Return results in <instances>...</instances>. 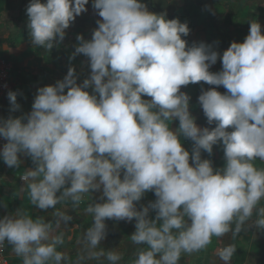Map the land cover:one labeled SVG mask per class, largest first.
<instances>
[{
	"label": "clouds",
	"instance_id": "obj_1",
	"mask_svg": "<svg viewBox=\"0 0 264 264\" xmlns=\"http://www.w3.org/2000/svg\"><path fill=\"white\" fill-rule=\"evenodd\" d=\"M88 3L31 0L26 13L33 45L45 50L58 45ZM93 7L102 21L91 40L77 36L81 43L73 53L89 58L90 77L78 85L70 67L63 80L38 89L30 113L0 120V137L8 141L0 151L4 163L18 167L24 153L36 165L22 177L31 181L32 204L46 210L70 198L79 205L85 194L102 190L104 202L86 208L93 216L83 237L86 247L95 249L105 239L106 219H135L130 239L147 248L134 264H178L182 253L205 249L214 236L231 231L235 238L254 209L251 226L264 230V207L257 208L264 199V168L253 163L264 160L261 25L252 22L244 42H232L223 52L222 71L213 73L209 68L219 54L203 42L186 47L181 38L189 35L186 23L149 12L140 0H93ZM201 81L227 90L212 88L198 97L208 124L215 123L211 130L197 126L190 96L181 91ZM90 87L99 98L85 90ZM7 97L11 111L18 110L17 92L10 90ZM177 118L173 130L169 123ZM181 135L194 142L192 165ZM218 143L226 163L214 170L210 160L201 159V150L212 154ZM147 191L157 199L137 210L134 202ZM149 208L156 210L155 219H149ZM54 215L56 227L72 219L62 211ZM51 229L42 219L5 216L0 244L13 245L23 264H62L67 257L56 246L64 243L63 235L53 236ZM235 252L229 245L219 257L230 264ZM103 255L89 251V258ZM106 258L111 264L121 259L113 251Z\"/></svg>",
	"mask_w": 264,
	"mask_h": 264
},
{
	"label": "crops",
	"instance_id": "obj_2",
	"mask_svg": "<svg viewBox=\"0 0 264 264\" xmlns=\"http://www.w3.org/2000/svg\"><path fill=\"white\" fill-rule=\"evenodd\" d=\"M30 2L31 0H0V55L5 57L11 65L10 90L17 92V103L20 105L18 110L11 111L7 97L9 90L4 95L0 113V117L4 119L17 118L30 113L38 89L55 85L57 81L63 80L70 67L75 69L78 85L91 75L89 58L83 54H76L73 58V53L81 43L77 40V36H82L84 40H91L94 30L98 28L97 21H102L98 10L93 7V0H89L85 6L87 11L76 16L69 28L65 30L64 39L51 50H45L31 42L28 28L29 18L26 13ZM41 2L46 3L47 0H41ZM140 2L147 7L149 12L164 15L167 20L178 19L181 23H186L190 29L189 35L181 37L186 40V47H191L193 44L198 45L201 42L211 45L212 50L219 54L217 62L209 68V71L213 73L222 71L223 52L230 47L232 42H244L252 22H258L261 25V34L264 35V0H140ZM212 88L221 94L227 93L223 86L209 85L203 81L181 87V91L190 96L189 112L195 118L197 126L208 127L210 130L215 127V123L208 124L198 97L203 91ZM67 90L65 89V94ZM85 90L90 95L95 94L99 98V94L94 93L91 87ZM142 99L150 101L151 97L142 96ZM169 126L171 129L177 130L179 127L178 118L170 121ZM232 130L228 129V131ZM179 139L185 150L189 152V163L192 165L191 154L194 142L182 135ZM2 149L3 146H0V151ZM19 158L18 167H8L0 158L1 218L24 215L33 220L42 219L45 223H51L52 235H63L64 243L56 246L57 251L64 253L67 257L62 261V264H111L106 258L108 251L120 255L121 259L117 264L126 262L132 249V241L121 238L117 242L116 236H123L121 228L112 227L117 219H106L110 223H106L105 220L106 237L100 241L97 248L87 249L83 239L84 233L93 223V216L86 212V208L90 203L104 202L101 199L102 190L90 191L85 194L83 198L87 200L85 205L81 204L82 201L79 205H74L70 198H66L55 207L41 210L31 202L27 187L31 181H24L21 178L27 170L35 168L36 165L32 158L24 153H21ZM201 159L210 160L214 170L223 169L226 163L223 145L219 143L214 145L212 154L201 150ZM253 163L258 169L264 168V160L257 158ZM144 194H151L154 201L157 199L154 191H147ZM57 195H60V192ZM140 204L137 207L138 210L142 209ZM257 208H260V204L257 205ZM55 211H62L70 215L72 219L67 224L61 221L59 227H56L58 217L54 215ZM256 219L254 211L250 220L245 222L241 232L235 238L230 231L227 234L229 240L226 239L224 248L229 245L234 246V242H239L241 237L251 235L252 226L249 225H252ZM123 222H121L122 226L128 225L132 228L134 219L131 222L127 220H123ZM232 227L235 228V222ZM141 246L146 248L147 245ZM7 251L12 264H23V257L15 254L13 245L9 242ZM89 251L104 252L105 255L89 258ZM238 254L239 251L236 248L232 257L233 264Z\"/></svg>",
	"mask_w": 264,
	"mask_h": 264
},
{
	"label": "rangeland",
	"instance_id": "obj_3",
	"mask_svg": "<svg viewBox=\"0 0 264 264\" xmlns=\"http://www.w3.org/2000/svg\"><path fill=\"white\" fill-rule=\"evenodd\" d=\"M121 177H123V171L121 173ZM153 201L154 197L151 194H144L140 201L134 203L136 204L137 208L140 203V206L144 207L149 206L150 202ZM86 203L87 200L83 199L81 204L85 205ZM259 204L260 207H264V199H262ZM254 211L255 216H257V211ZM149 215V219H155L156 210L149 208ZM185 220L186 223H191L190 218L185 217ZM107 222L110 223L109 220H106V223ZM121 222H123V220H117L115 223H113V226L111 225L113 228H121L122 230L123 236H116L117 242L121 240V238H127L131 240L130 236L135 232V219L132 228L128 227V225L122 226ZM251 228V235L245 236L244 238L241 237L242 239H240V241L237 243L234 242V246L239 251L234 264H264V230H258L255 226H252ZM227 234L222 237H212L211 243H209L205 249H202L198 252H193L191 254L182 253L178 264H224V262L219 257V251L224 248L226 242L229 240ZM146 248L145 246L142 248L141 245H137L132 242V249L130 250V254L127 256L129 258L126 259L124 264H134V261L137 258V253ZM230 264H233V260H231Z\"/></svg>",
	"mask_w": 264,
	"mask_h": 264
},
{
	"label": "built area",
	"instance_id": "obj_4",
	"mask_svg": "<svg viewBox=\"0 0 264 264\" xmlns=\"http://www.w3.org/2000/svg\"><path fill=\"white\" fill-rule=\"evenodd\" d=\"M10 70H11V65L9 64V62L7 61L5 57L0 55V113L3 107L4 95L11 88ZM0 120H6V119H4L3 117H0ZM7 142L8 141L5 138L0 137V146H4ZM0 219H2L1 218V205H0ZM7 244H8L7 240L4 241L2 244H0V264H12L10 256L7 251Z\"/></svg>",
	"mask_w": 264,
	"mask_h": 264
}]
</instances>
